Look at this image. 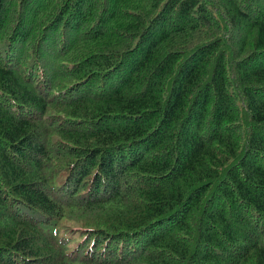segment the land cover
<instances>
[{"label": "trees", "instance_id": "1", "mask_svg": "<svg viewBox=\"0 0 264 264\" xmlns=\"http://www.w3.org/2000/svg\"><path fill=\"white\" fill-rule=\"evenodd\" d=\"M0 264H264V0H0Z\"/></svg>", "mask_w": 264, "mask_h": 264}]
</instances>
